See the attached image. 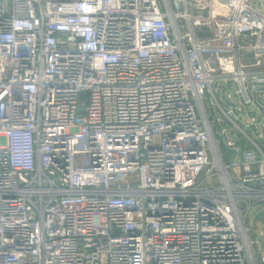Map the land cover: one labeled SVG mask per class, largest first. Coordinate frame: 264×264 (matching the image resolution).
<instances>
[{
  "label": "built area",
  "instance_id": "2783aa9c",
  "mask_svg": "<svg viewBox=\"0 0 264 264\" xmlns=\"http://www.w3.org/2000/svg\"><path fill=\"white\" fill-rule=\"evenodd\" d=\"M261 238L264 0H0V264H262Z\"/></svg>",
  "mask_w": 264,
  "mask_h": 264
},
{
  "label": "rangeland",
  "instance_id": "374dc122",
  "mask_svg": "<svg viewBox=\"0 0 264 264\" xmlns=\"http://www.w3.org/2000/svg\"><path fill=\"white\" fill-rule=\"evenodd\" d=\"M209 169H206V171L204 172V174L208 171ZM254 211V208L253 210L251 211L250 215H249V220H248V223L249 225L253 228V225L256 224V220L259 222L260 220V216L261 214L260 213H256V212H253ZM255 217V218H254ZM258 231V229H255L253 228V231L252 233L255 234L256 232ZM264 246V240H262L261 238V242L259 243L258 247L257 248H263ZM264 264V263H262Z\"/></svg>",
  "mask_w": 264,
  "mask_h": 264
},
{
  "label": "crops",
  "instance_id": "0c3cea01",
  "mask_svg": "<svg viewBox=\"0 0 264 264\" xmlns=\"http://www.w3.org/2000/svg\"><path fill=\"white\" fill-rule=\"evenodd\" d=\"M261 217L262 216H260V219H261ZM259 222H260V220H259ZM259 222L256 220V224L253 225L255 229H258L259 228V226H260V223Z\"/></svg>",
  "mask_w": 264,
  "mask_h": 264
}]
</instances>
